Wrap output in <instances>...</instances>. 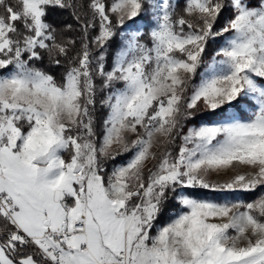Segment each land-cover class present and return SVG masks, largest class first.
Wrapping results in <instances>:
<instances>
[{
    "label": "snow or ice",
    "instance_id": "6c2138e0",
    "mask_svg": "<svg viewBox=\"0 0 264 264\" xmlns=\"http://www.w3.org/2000/svg\"><path fill=\"white\" fill-rule=\"evenodd\" d=\"M0 264H264V0H0Z\"/></svg>",
    "mask_w": 264,
    "mask_h": 264
}]
</instances>
